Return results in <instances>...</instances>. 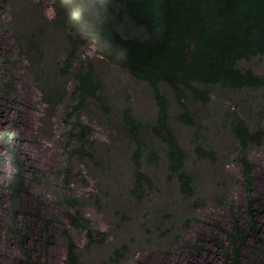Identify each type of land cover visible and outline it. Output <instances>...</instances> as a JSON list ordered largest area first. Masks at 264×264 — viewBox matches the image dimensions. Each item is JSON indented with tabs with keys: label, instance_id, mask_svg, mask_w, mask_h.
<instances>
[{
	"label": "rangeland",
	"instance_id": "obj_1",
	"mask_svg": "<svg viewBox=\"0 0 264 264\" xmlns=\"http://www.w3.org/2000/svg\"><path fill=\"white\" fill-rule=\"evenodd\" d=\"M117 9L106 0H64L60 5L58 0H0V76L6 74L5 58L13 61L10 71L19 91L16 103L0 99V264H28L12 231L15 227L26 231L30 255L46 264H64L67 255L64 229L71 232L85 264H223L219 245L226 242L225 230L232 225L231 208L242 221L245 217L247 191L240 181L237 141L223 121L226 97H214L203 113L205 135L218 154L216 164L195 159L194 132L175 121L177 108L173 105L172 109V126L190 156V169L205 206L196 208L193 200L182 197L178 184L167 178L164 160L154 167L144 166L154 187L146 191L144 200L137 201L130 193L133 167L129 143L118 126L106 120L93 124L97 163L69 153L71 124L64 117L72 105L73 99L68 95L74 83H70L69 94L56 114L48 116L35 75L28 69L27 54H21L13 34L27 45L26 41L36 33L34 38L46 52L44 61L54 71L65 50V36L54 26L62 18L58 12L65 10L72 15L76 21L70 29L79 33L91 20L103 13L111 16L112 10ZM96 43L95 39L87 38L82 54L95 61L115 110L128 103L139 120L146 124L154 122L152 87L99 55ZM239 67L264 75V56L242 61ZM161 88L173 101L172 90L164 83ZM249 124L256 127L253 120ZM15 128L21 134L18 141L21 152L30 164L16 202L8 184L13 168L4 152L1 134ZM249 156L256 164L253 196L262 242L246 252L244 264H264V142L253 146ZM67 170L70 171L67 186L83 203L78 210L92 220L96 229L107 232L105 242L97 237L98 242L89 246L86 232L72 228L67 213H74L75 209L59 203L61 186H55ZM24 212L39 217L25 216ZM188 219L192 222L185 228ZM123 242L129 244L130 251L124 261L116 263L113 254Z\"/></svg>",
	"mask_w": 264,
	"mask_h": 264
},
{
	"label": "trees",
	"instance_id": "obj_2",
	"mask_svg": "<svg viewBox=\"0 0 264 264\" xmlns=\"http://www.w3.org/2000/svg\"><path fill=\"white\" fill-rule=\"evenodd\" d=\"M63 1L58 0V4ZM106 1L118 9L112 10L111 16L103 13L91 20L79 33L70 29L76 21L73 16L65 10L58 12L62 18L54 26L65 36V50L54 71L44 61L46 52L34 38L36 33L26 41L27 45L13 34L21 54H27L28 69L35 75L43 94L46 114L50 117L56 114L73 82L68 95L73 99L72 105L64 117L66 123L71 124L69 153L97 163L93 124L100 119L111 122L129 143V161L133 167L130 193L137 201L144 200L146 191L154 187L144 166L154 167L164 160L168 180L176 182L182 197L193 200V206L198 208L205 206L206 201L200 197L196 177L190 169V156L172 126L173 105L177 108L175 121L194 132L195 159L216 164L218 154L205 135L203 113L214 97H226L228 104L223 111V121L237 141L236 159L240 181L247 191V207L243 221L231 208L232 225L225 230L226 242L219 246L223 264H244L246 252L262 242L253 196L256 164L251 161L249 152L253 146L264 142V75L242 69L239 64L264 56V0ZM87 38L96 40L99 55L152 87L156 106L154 122L146 124L139 120L128 103L115 110L95 61L82 54ZM4 66L6 74L0 76V99L16 103L19 91L13 81L14 73L10 71L14 62L5 58ZM163 83L172 90L173 101L163 92ZM250 120L255 121V128L250 126ZM1 134L4 152L13 168L8 184L16 202L30 164L18 143L19 130L10 129ZM66 173L55 186H61L59 203L75 209L74 213H67L72 228L86 232L89 246L98 242L97 237L105 242L107 232L96 229L92 220L78 210L83 203L70 192L67 186L70 171ZM15 213L18 212L15 210ZM24 215L39 217L30 212ZM191 222L186 220L184 227ZM12 231L26 263L46 264L30 255L25 242L26 231L20 227ZM63 234L67 242L64 264H85L71 232L64 229ZM129 251V244L123 242L115 249L112 260L124 261Z\"/></svg>",
	"mask_w": 264,
	"mask_h": 264
}]
</instances>
